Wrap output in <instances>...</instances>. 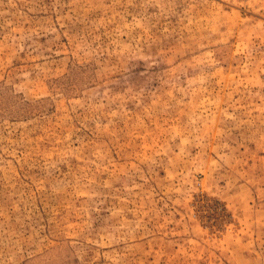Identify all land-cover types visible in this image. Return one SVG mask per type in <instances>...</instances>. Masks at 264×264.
I'll return each instance as SVG.
<instances>
[{
  "label": "rangeland",
  "instance_id": "1",
  "mask_svg": "<svg viewBox=\"0 0 264 264\" xmlns=\"http://www.w3.org/2000/svg\"><path fill=\"white\" fill-rule=\"evenodd\" d=\"M0 264H264V0H0Z\"/></svg>",
  "mask_w": 264,
  "mask_h": 264
}]
</instances>
